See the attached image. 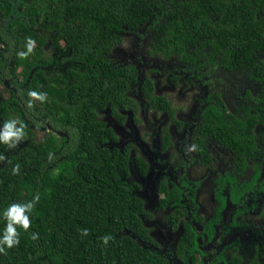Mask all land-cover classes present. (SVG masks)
<instances>
[{"label": "trees", "instance_id": "obj_1", "mask_svg": "<svg viewBox=\"0 0 264 264\" xmlns=\"http://www.w3.org/2000/svg\"><path fill=\"white\" fill-rule=\"evenodd\" d=\"M10 3L0 0L5 20L17 10ZM19 8L36 28L15 18L11 29L24 38L16 36L8 53L0 48V67L8 59L13 69L21 68L24 90L23 99L2 91L0 121L22 122L21 140L30 142L0 144V209L38 199L29 228L17 226L19 242L0 252V264H169L136 240L135 234L143 237L147 231L140 217L143 202L122 177L128 154L105 147L116 135L99 111L114 110L117 102L133 105L125 92L136 82L135 68H124L123 76L112 65L111 50L122 42L121 32L148 25L154 50L190 62V72L204 70L216 58H237L251 65L264 87V0H24ZM29 37L31 52L19 55ZM53 49L60 51L53 56ZM33 89L45 92V100L30 97ZM142 93L159 111L169 105L152 88L143 86ZM254 111L224 122L211 112V132L230 143L237 124L238 138L251 136L264 122V97ZM44 123L59 133H41ZM232 142L241 153L242 172L245 146ZM3 225L0 217V229ZM105 235L107 243L101 239Z\"/></svg>", "mask_w": 264, "mask_h": 264}, {"label": "flooded vegetation", "instance_id": "obj_2", "mask_svg": "<svg viewBox=\"0 0 264 264\" xmlns=\"http://www.w3.org/2000/svg\"><path fill=\"white\" fill-rule=\"evenodd\" d=\"M10 1L18 11L9 20L0 16V34L7 36L0 39L2 53L10 51L16 36L24 38L20 31L11 29L15 18H20L30 30L36 28L27 15L21 14L19 7L24 0ZM127 31L137 40L131 55L114 61L121 42L112 48L110 57L123 76L124 68L136 69V82L128 84L125 92L133 105L119 106L117 102L114 110L107 107L99 111V117L116 135L105 147L128 154V173L122 177L143 202L140 217L147 233L143 237L135 234L136 240L161 254L169 264H264V122L255 127L253 135L241 138L237 137L241 129L235 124L237 130L229 137L230 143L223 137L216 139L210 123L211 112L223 122L231 115L242 119L254 114L264 97L263 85L247 62L216 58L218 72L236 74L235 80L228 83L234 85L240 78L246 81L241 82V89H236L233 97L211 91L212 95L196 100L176 89L182 88L181 81L186 76L189 84L190 73L196 74L200 68L194 67V72H190V62L154 50V32L148 25L121 32L122 39ZM57 51L60 49H53L52 55ZM12 67L8 59L0 67V101L4 100V90L18 99L23 96L18 78L22 69ZM143 86L154 89V95L164 96L169 102L167 108H155L142 93ZM175 90L177 93H173ZM156 117L165 118L158 120L163 126L157 132L146 124ZM131 124L133 135L121 140L119 134ZM41 128V133H59L46 123ZM232 140L245 146L242 172L241 153ZM254 218L259 223L252 231ZM246 242L251 243V252Z\"/></svg>", "mask_w": 264, "mask_h": 264}, {"label": "clouds", "instance_id": "obj_3", "mask_svg": "<svg viewBox=\"0 0 264 264\" xmlns=\"http://www.w3.org/2000/svg\"><path fill=\"white\" fill-rule=\"evenodd\" d=\"M33 44L34 41L30 37L27 38L26 51L18 54L27 55L28 52H31ZM28 95L40 101H44L46 97L45 92L36 91L35 89L29 90ZM28 103L31 105L32 101L29 100ZM24 134V124L17 119L10 118L0 121V144L13 147ZM0 159H3L2 154H0ZM18 167V165L13 166V172H16ZM36 199H38V197L34 196L31 200L9 203L6 207L0 209V217L4 219L3 228L0 229V252L4 251L5 248L13 247L19 242L17 226L24 230L29 228V213L32 211ZM81 231L87 234L88 229L84 228L81 229ZM36 236L37 233H31V238L35 239ZM109 238V235L101 237L105 243H107Z\"/></svg>", "mask_w": 264, "mask_h": 264}, {"label": "rangeland", "instance_id": "obj_4", "mask_svg": "<svg viewBox=\"0 0 264 264\" xmlns=\"http://www.w3.org/2000/svg\"><path fill=\"white\" fill-rule=\"evenodd\" d=\"M136 43H137V40L134 39V36L131 35L130 31H127L126 34L124 33L123 39H122V45L118 47V49L116 50L114 61L120 60L123 58L124 59L128 58L131 55L132 51L134 50ZM137 52L135 55L136 58H138ZM216 68L217 67L214 63H210L204 70L202 71L199 70L196 72V74L190 73L189 77H190L191 82L189 84H186V80H187V76H186L184 81H181L182 88L176 89V90L177 91L183 90V93H185L186 96H191L196 100L204 99L205 96L212 95L211 91L212 92L218 91L220 93H226L230 97H233L235 94V91H237L236 89H241V86H240L241 82H245L246 80L244 78H240L236 80L234 85H232V83H228V82L230 80H235L234 77L236 76V74L231 75L227 72H224L223 70L221 72H218ZM176 90L173 93H177ZM154 116H156V114H154ZM156 119L157 120L150 119V121L146 124L152 126V129L157 132L158 128L162 124L158 120H165V118L156 117ZM116 130H117V127H116ZM133 131H134V126L131 124L130 127L121 131V134H119L120 139L122 140L125 137H131L133 135ZM18 142H19L20 147H23L27 144V143L24 144L25 141L21 139ZM148 184L150 185V183ZM258 223L259 221L254 218V225L251 228L252 231L255 228L256 224ZM245 246H249L248 252H251L252 250L251 243L249 244L248 242H246Z\"/></svg>", "mask_w": 264, "mask_h": 264}]
</instances>
